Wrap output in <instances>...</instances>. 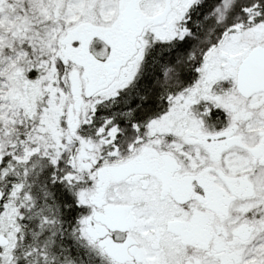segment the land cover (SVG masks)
Returning <instances> with one entry per match:
<instances>
[{
	"label": "snow or ice",
	"instance_id": "obj_1",
	"mask_svg": "<svg viewBox=\"0 0 264 264\" xmlns=\"http://www.w3.org/2000/svg\"><path fill=\"white\" fill-rule=\"evenodd\" d=\"M0 264H264V0H0Z\"/></svg>",
	"mask_w": 264,
	"mask_h": 264
}]
</instances>
